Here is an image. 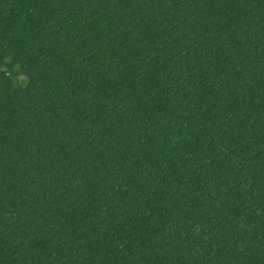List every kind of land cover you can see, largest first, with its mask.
<instances>
[{"label":"trees","instance_id":"obj_1","mask_svg":"<svg viewBox=\"0 0 264 264\" xmlns=\"http://www.w3.org/2000/svg\"><path fill=\"white\" fill-rule=\"evenodd\" d=\"M0 264H264V0H0Z\"/></svg>","mask_w":264,"mask_h":264}]
</instances>
